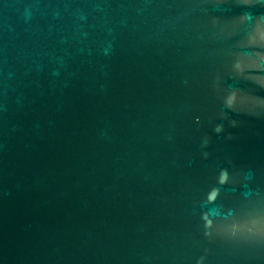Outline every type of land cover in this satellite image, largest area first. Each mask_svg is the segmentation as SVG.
Returning <instances> with one entry per match:
<instances>
[{"label": "water", "instance_id": "1", "mask_svg": "<svg viewBox=\"0 0 264 264\" xmlns=\"http://www.w3.org/2000/svg\"><path fill=\"white\" fill-rule=\"evenodd\" d=\"M0 264H264V0H0Z\"/></svg>", "mask_w": 264, "mask_h": 264}]
</instances>
